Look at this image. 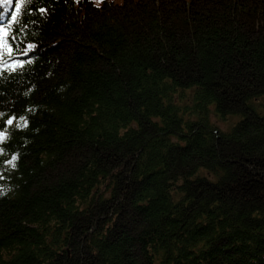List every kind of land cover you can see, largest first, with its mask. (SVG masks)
Returning a JSON list of instances; mask_svg holds the SVG:
<instances>
[{
	"label": "trees",
	"instance_id": "trees-1",
	"mask_svg": "<svg viewBox=\"0 0 264 264\" xmlns=\"http://www.w3.org/2000/svg\"><path fill=\"white\" fill-rule=\"evenodd\" d=\"M0 30V264H264V0H12Z\"/></svg>",
	"mask_w": 264,
	"mask_h": 264
},
{
	"label": "snow or ice",
	"instance_id": "snow-or-ice-1",
	"mask_svg": "<svg viewBox=\"0 0 264 264\" xmlns=\"http://www.w3.org/2000/svg\"><path fill=\"white\" fill-rule=\"evenodd\" d=\"M4 3L11 4L12 3V0H0V4H4ZM20 3L23 4L24 3V0H20ZM17 11H19V7L17 8ZM41 11L43 12L44 10L42 9ZM12 20L13 21L16 20V16L15 15L12 17ZM0 31H2V30H0ZM34 47H35L34 45H29L28 46V49L31 50ZM9 123H11V121H9Z\"/></svg>",
	"mask_w": 264,
	"mask_h": 264
},
{
	"label": "rangeland",
	"instance_id": "rangeland-1",
	"mask_svg": "<svg viewBox=\"0 0 264 264\" xmlns=\"http://www.w3.org/2000/svg\"><path fill=\"white\" fill-rule=\"evenodd\" d=\"M213 120L217 122L218 124L222 125L223 127H227L228 123L223 122V121H218L216 117H213Z\"/></svg>",
	"mask_w": 264,
	"mask_h": 264
}]
</instances>
